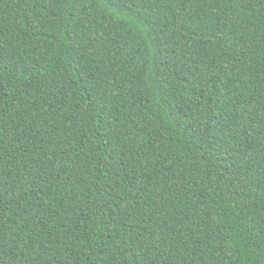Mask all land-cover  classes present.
<instances>
[{"label":"trees","instance_id":"obj_1","mask_svg":"<svg viewBox=\"0 0 264 264\" xmlns=\"http://www.w3.org/2000/svg\"><path fill=\"white\" fill-rule=\"evenodd\" d=\"M0 264H264V0H0Z\"/></svg>","mask_w":264,"mask_h":264}]
</instances>
